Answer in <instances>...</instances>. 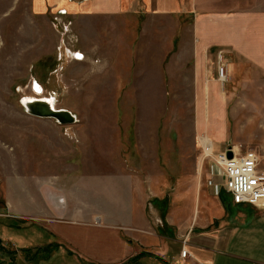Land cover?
<instances>
[{"label": "rangeland", "instance_id": "1", "mask_svg": "<svg viewBox=\"0 0 264 264\" xmlns=\"http://www.w3.org/2000/svg\"><path fill=\"white\" fill-rule=\"evenodd\" d=\"M89 2L0 0V264H132L143 223L199 200L231 213L222 170L211 157L200 169L203 139L256 151L264 171V53L241 61L201 20L210 7L233 25L264 0H199L198 17ZM35 98L78 121L29 115Z\"/></svg>", "mask_w": 264, "mask_h": 264}, {"label": "crops", "instance_id": "2", "mask_svg": "<svg viewBox=\"0 0 264 264\" xmlns=\"http://www.w3.org/2000/svg\"><path fill=\"white\" fill-rule=\"evenodd\" d=\"M53 1L58 4H67V0ZM85 2L86 5L91 4L89 0ZM198 2L199 0H93L92 4L100 14L107 15L120 14L122 9L132 10L133 7L140 5L143 13L154 9L159 16L167 14L175 16L186 14V12L197 16ZM67 6L73 8L70 4ZM207 11V17L201 20H206L207 24L212 26L211 30L210 27L207 28L204 34L206 37H202L205 41L213 42L212 37L215 30L217 32L219 29L222 35V45L226 47L225 51L233 49L237 52L235 56L241 58V61H245L248 57L246 52L264 53V46L261 47V44H255L251 49L247 42L250 40L251 32L257 37H264V13L262 11L255 10L252 15L234 16L231 19L233 25L229 24V18L227 23L226 17L213 15L210 7ZM216 21L219 24H216ZM198 22L197 20V29ZM215 24L219 27H215ZM247 26L253 29H247ZM210 45L214 46L211 43L208 46ZM221 61H224V56L221 57ZM211 141L215 145L213 159L228 149V147L223 148L213 139ZM201 143L203 144V140ZM207 159L208 156L201 158L200 169L204 168ZM231 200L233 201L232 197ZM202 206L199 200L191 209L188 217L180 220L181 216L173 215V218L161 228L155 229L152 222L143 223L141 227L144 232L141 237L142 253L138 262L135 261L138 249L133 246L127 248L130 253L129 257L133 259L132 264H144L145 261L151 264H264V210L250 205L234 204L230 213L228 208L216 205L206 206L205 213L201 214ZM173 228H178L177 239L172 237ZM184 248L189 251L191 257L182 258Z\"/></svg>", "mask_w": 264, "mask_h": 264}, {"label": "built area", "instance_id": "3", "mask_svg": "<svg viewBox=\"0 0 264 264\" xmlns=\"http://www.w3.org/2000/svg\"><path fill=\"white\" fill-rule=\"evenodd\" d=\"M202 147L207 155L203 144ZM230 151L234 154L233 159L228 158ZM208 157L212 158V154ZM214 161L223 172V188L232 197L234 204L250 205L264 210V171L261 169V159L256 151L249 150L243 153L231 147L216 156ZM181 256L186 259L188 256L191 257V254L184 248Z\"/></svg>", "mask_w": 264, "mask_h": 264}, {"label": "water", "instance_id": "4", "mask_svg": "<svg viewBox=\"0 0 264 264\" xmlns=\"http://www.w3.org/2000/svg\"><path fill=\"white\" fill-rule=\"evenodd\" d=\"M35 90L37 91V93H40L36 84H35ZM22 102L26 107L28 114L34 117L41 119H54L61 125L75 124L78 121L76 115H73L69 111H54L53 105L44 102L43 99L41 101L29 105H27L25 100H23ZM228 158L229 159L234 158L233 152L230 151L228 153Z\"/></svg>", "mask_w": 264, "mask_h": 264}, {"label": "bare ground", "instance_id": "5", "mask_svg": "<svg viewBox=\"0 0 264 264\" xmlns=\"http://www.w3.org/2000/svg\"><path fill=\"white\" fill-rule=\"evenodd\" d=\"M225 78V72H224V76H223V79ZM37 85V84H36ZM37 87H38V89H39V94H41L42 93V91H43V88L41 87V86H39V85H37ZM43 98H35V99H25V102L27 103V105H29V104H32V103H35V102H38V101H41ZM43 101L44 102H46V103H50L51 105H53V110L54 111H68V110H57L56 108H55V103L52 101V100H47V99H43ZM70 112V111H69ZM72 113V112H71ZM73 114V113H72ZM74 115V114H73ZM209 145V147L207 148V146H206V141H204V139H203V146L205 147V149L207 150V156L208 155H213V153H212V149H211V147L210 146H212V148H213V150H214V146L213 145H211V144H208ZM237 149V148H236ZM208 153H210V154H208ZM215 157V156H214ZM63 201H60V203H62Z\"/></svg>", "mask_w": 264, "mask_h": 264}, {"label": "trees", "instance_id": "6", "mask_svg": "<svg viewBox=\"0 0 264 264\" xmlns=\"http://www.w3.org/2000/svg\"><path fill=\"white\" fill-rule=\"evenodd\" d=\"M140 258H141V257H139L138 259H140ZM138 259H137V260H138Z\"/></svg>", "mask_w": 264, "mask_h": 264}]
</instances>
